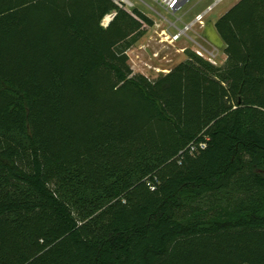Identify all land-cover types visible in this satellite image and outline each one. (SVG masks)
<instances>
[{
    "label": "trees",
    "instance_id": "trees-1",
    "mask_svg": "<svg viewBox=\"0 0 264 264\" xmlns=\"http://www.w3.org/2000/svg\"><path fill=\"white\" fill-rule=\"evenodd\" d=\"M154 24L0 0V264H264V0L216 20L223 66L134 72Z\"/></svg>",
    "mask_w": 264,
    "mask_h": 264
},
{
    "label": "rangeland",
    "instance_id": "rangeland-1",
    "mask_svg": "<svg viewBox=\"0 0 264 264\" xmlns=\"http://www.w3.org/2000/svg\"><path fill=\"white\" fill-rule=\"evenodd\" d=\"M238 1L188 0L175 15L168 12L154 0H141V2L140 0H116V2L122 3L129 11H132L141 3V8L155 18L154 26L147 27V32L143 38L128 50L129 63L133 71L145 74L154 79L161 74L169 72L179 61L186 60L188 58L187 52H195L200 55L197 50L202 52L203 55L200 56H203L217 66H223L227 60V55L224 52L225 46H215L201 31H198V33L193 30L188 31L189 36L183 35L175 43L171 44L169 40L164 43H159L157 41L159 36L154 31V28L161 30L169 27L171 32L175 31L174 28L169 26L170 22H176L179 28H183L185 18L190 19L196 11L207 9L211 5H213V8L207 13L206 18L215 20L218 19L223 11L229 9V7ZM186 13L188 14L187 16H185ZM179 16H183L182 21L177 20ZM154 34L155 37H153ZM180 48H184L185 52H178ZM155 53L158 55L156 56Z\"/></svg>",
    "mask_w": 264,
    "mask_h": 264
},
{
    "label": "built area",
    "instance_id": "built-area-1",
    "mask_svg": "<svg viewBox=\"0 0 264 264\" xmlns=\"http://www.w3.org/2000/svg\"><path fill=\"white\" fill-rule=\"evenodd\" d=\"M154 1L157 4H159L161 7L168 10L170 13L174 14L175 10L177 8H180L181 6H183L184 3H186L188 0H154ZM217 1H219V0H217ZM118 3L120 5H122V3H120V2H118ZM212 8H213V5L209 6L204 12L197 14L195 17V20L190 22V23H185L183 28H179L177 26L176 22H170V27L174 28L175 32H173V33L169 32V30H168L169 28L164 29L163 32L165 33L167 40H169L170 42H174V41L180 39L183 35L189 36L188 31H192L193 27L196 23L200 24L201 26H205V23H206L205 17L207 15V13ZM113 17H114V13L108 14L103 20V25L107 26ZM178 20H180V19H178ZM197 52L200 55H203L200 50H197ZM155 55L157 56L158 54L155 53ZM203 146H204V144H202V147Z\"/></svg>",
    "mask_w": 264,
    "mask_h": 264
},
{
    "label": "crops",
    "instance_id": "crops-1",
    "mask_svg": "<svg viewBox=\"0 0 264 264\" xmlns=\"http://www.w3.org/2000/svg\"><path fill=\"white\" fill-rule=\"evenodd\" d=\"M140 2H141V0H140ZM141 4V3H140ZM138 5V6H136V8H139L141 11H143L145 14H147L148 16H150L153 20H155V18L154 17H152L151 15H149L148 13H146L142 8H141V5ZM209 6V5H208ZM181 8H182V6L180 7V8H177L176 10H175V15L177 14V12L179 11V10H181ZM230 8V7H229ZM165 9V8H164ZM206 10V8L204 9V10H199V11H196L195 13H194V15H192V17L190 18V19H187V18H185V20L183 21L184 23H190V22H192V21H194L195 20V17H196V15L197 14H199V13H202V12H204ZM228 9H226L225 11H223L220 15H219V17L224 13V12H226ZM168 11V10H167ZM169 12V11H168ZM188 14L186 13L185 14V16H187ZM218 17V18H219ZM178 19H180V21H182V19H183V16H179V17H177V20ZM216 20L217 19H215V20H210V19H207L206 17H205V21H206V23H205V26H201L200 24H198V23H196L195 25H194V27H193V31H196L197 33H198V31H201L202 32V34L203 35H205L206 36V34L208 35V34H210V32L207 30V24H208V22H212V24L214 25V28H216L215 27V22H216ZM158 26H159V24H157ZM169 26H170V24H169ZM153 27V26H152ZM169 28V27H168ZM167 29V28H166ZM169 30V32H171L170 31V29H168ZM211 30V29H210ZM217 30V29H216ZM154 31L157 33V35L159 36L157 39V41L159 42V43H164L165 41H168L167 40V38H166V36H165V33L163 32L164 31V29H159V28H154ZM173 32H175V31H172L171 33H173ZM153 36V35H152ZM153 37H155V34H154V36ZM143 38V37H142ZM177 41V40H176ZM176 41H174V42H169V43H171V44H173V43H175ZM210 41V40H209ZM211 42V41H210ZM212 43V42H211ZM224 46V45H223ZM179 51L178 52H185V49L184 48H180V49H178ZM158 53V52H157ZM165 58H167V56H165ZM168 60L169 61H171V59H169L168 58ZM184 60V59H183ZM182 61V60H181ZM180 62V61H179ZM178 62V63H179ZM177 63V64H178ZM177 64H175V65H177Z\"/></svg>",
    "mask_w": 264,
    "mask_h": 264
},
{
    "label": "water",
    "instance_id": "water-1",
    "mask_svg": "<svg viewBox=\"0 0 264 264\" xmlns=\"http://www.w3.org/2000/svg\"><path fill=\"white\" fill-rule=\"evenodd\" d=\"M211 29V30H210ZM207 30L210 32V34H206V37L217 47H221L224 45V41L219 35L216 28H214V25L212 22H208L207 24Z\"/></svg>",
    "mask_w": 264,
    "mask_h": 264
}]
</instances>
